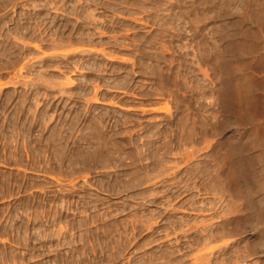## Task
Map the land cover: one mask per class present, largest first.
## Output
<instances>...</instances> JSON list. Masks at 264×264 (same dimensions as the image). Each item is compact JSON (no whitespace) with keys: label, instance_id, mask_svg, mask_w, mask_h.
Here are the masks:
<instances>
[{"label":"rangeland","instance_id":"1","mask_svg":"<svg viewBox=\"0 0 264 264\" xmlns=\"http://www.w3.org/2000/svg\"><path fill=\"white\" fill-rule=\"evenodd\" d=\"M0 264H264V0H0Z\"/></svg>","mask_w":264,"mask_h":264}]
</instances>
